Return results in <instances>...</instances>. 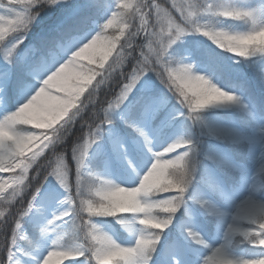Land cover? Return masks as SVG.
Listing matches in <instances>:
<instances>
[{
  "label": "snow or ice",
  "instance_id": "1",
  "mask_svg": "<svg viewBox=\"0 0 264 264\" xmlns=\"http://www.w3.org/2000/svg\"><path fill=\"white\" fill-rule=\"evenodd\" d=\"M62 3L66 0H0V42L10 43L0 48L6 66L0 72V86L11 96L30 75L41 78L38 90L26 102L0 118V173L12 174L10 181L0 178V264H21L22 256L31 255L22 243L32 244L24 235L23 225L45 182L50 184V177L63 190V199L58 201L63 207L37 226L40 237L51 244L39 259L32 257L33 264H264V163L250 180L244 181L247 187L243 198L228 213L211 198L231 200L219 182L210 178L201 181L210 196L195 189L189 193L200 163L199 137L188 132L162 151H153L145 134V129L167 127L171 122L169 112L173 113L171 119L180 116L201 126L203 109L239 103L234 92L222 90L213 82L227 71L222 64L210 59L207 75L196 74L180 48L173 46L185 35L198 33L235 57L246 60L264 55V8L237 6L233 0H171L167 6L156 0H140L122 4L120 7L131 10L125 13L101 5L100 0H75L72 17L36 34L27 61L8 68L13 64L14 50L28 37L39 14L45 7ZM102 7L108 14L89 35L82 25L88 21L90 10ZM220 18L243 21L250 27L229 31L210 23ZM116 23L123 27L107 36L105 30ZM98 49H102L100 70L80 63L84 57L91 60ZM114 49L113 60L104 67ZM116 68H120L121 78L101 99V85ZM238 79L241 87L251 81L264 89V68L253 69L247 80ZM117 110L126 128L143 138L151 156L150 162L142 161L146 171L133 187H121L94 174L86 163L89 148L100 138L102 126L113 125L112 113ZM85 112L86 118L82 116ZM78 117L83 131L77 139L82 137V142L70 150L65 147L58 151L57 146ZM119 148L123 153L124 144ZM203 158L214 160L230 172H241L207 154ZM189 201L194 208L198 206L203 213L222 221L230 215L223 242L211 248L202 260L201 246L208 245L196 225H201L202 231L207 225L199 218L193 224H173V214ZM94 217L118 218V223L135 234L134 243H117L98 227ZM175 219L179 223L180 217ZM164 229L176 234L158 249ZM236 237L251 245L246 256L229 251Z\"/></svg>",
  "mask_w": 264,
  "mask_h": 264
},
{
  "label": "rangeland",
  "instance_id": "2",
  "mask_svg": "<svg viewBox=\"0 0 264 264\" xmlns=\"http://www.w3.org/2000/svg\"><path fill=\"white\" fill-rule=\"evenodd\" d=\"M75 0H66V3L58 4L55 7H51L50 10L44 11L42 14L36 18V21L32 25V29L28 34V37L20 44L17 49L13 52V64L7 65L8 68L18 67L24 64L28 58V50L31 46L29 42H27L28 38H32L31 35L39 34L49 30L52 25L60 21L62 19L71 18L73 15V4ZM121 4H136L140 2V0H118ZM156 2L162 6H167L171 3V0H156ZM235 4H238V0H233ZM138 24V21H136ZM211 23L218 28H223L229 31H244V30H234L229 28L227 24H230L226 21V19H212ZM119 27H123L121 24ZM98 29L88 28L84 31L88 32L89 35L94 34V32ZM127 31V29H125ZM108 36V35H107ZM110 37V36H109ZM9 38L6 37V41ZM123 39V37H121ZM10 43L0 42V48L9 47ZM179 47L181 53L187 58L185 62H189L193 64L194 72L199 75H207V64L208 61L215 60L216 62L222 64L227 71L216 77L213 82L218 83V86L222 88V90L234 92L236 96L239 97V102L246 106V111L248 113H253L255 110V105L249 102L251 94L248 93L246 87L235 88L236 82L239 81V77L245 76V72L243 71L241 62H237L235 58H229L228 61L225 60V54L221 49H219L213 42L208 40L206 37L202 36L198 33L187 34L182 37L177 44L173 47ZM115 49L113 53L109 55L108 59L104 61V67L108 65L110 61L113 60L115 56ZM102 54V49H98L96 55L89 60L87 57H84L80 60V63L86 65L88 68L93 70H100V55ZM199 54V62L197 60V55ZM5 62L3 61L2 56H0V72L5 69ZM118 74L120 75V68H116V70L112 73L111 78L106 79L104 84L101 86L107 85L112 81L113 77ZM107 75V74H106ZM2 79V77H0ZM40 77L36 75H30L27 80L22 82L13 92L11 96L4 93L6 90L4 87L0 86V118H2L5 114L14 111L20 104L26 102L28 98L32 94H34L35 90H38V86L40 83ZM99 79V76L96 77ZM93 84H95V79L93 80ZM87 91V90H86ZM249 94V95H248ZM62 95V93H61ZM83 98V97H81ZM176 108H179V105L175 104V101L171 102ZM122 113L120 110L112 113L113 125H105L102 126V131L100 133V138L93 144L88 151V157L86 163L88 164V168L90 170L91 163L95 160V158L100 157L102 161L100 162V169L96 175L111 180L113 183L121 186V187H133L138 184V179L140 176L144 174L146 171L147 165L143 164V160H148L150 162L151 156L147 149L144 147L143 138L138 137L135 133H133L130 129H127L124 123L121 120ZM173 113L169 112L168 119L171 121L167 127L163 128V130H149L145 129V134L147 135L150 144V147L153 151H162L163 147L168 143L172 142L174 139L182 136L184 134L183 125L187 124L188 132H191L194 138L199 137L201 143L199 147L203 150V155L207 154L216 158L217 160L224 161L226 163L232 164L239 168L243 173V180L241 179V172H236L237 179L236 183L230 186L224 187V184L221 183V186L225 189L228 195L231 197V200L228 202L219 201L216 198L213 200L217 203V206L221 208L222 211L231 213L234 208L235 203H239L240 199L243 198L244 190L247 187V184L244 181L250 180L255 174L256 170L259 166L264 163L262 160L261 152L257 147L251 145L253 137L245 136L246 142L250 144V147L247 149L248 160L246 161L245 166H241L237 163V158L231 157L229 151L226 149L224 145H220L218 142H213L211 138L205 133L203 125L194 126L191 124V121L183 119L180 116H177L176 119H171ZM202 119H205L208 114L200 113ZM80 118V117H78ZM182 118V119H181ZM218 123L220 126L226 125V134H229L230 131L235 127L230 119H224L222 117ZM262 128L260 132L264 131V123L261 124ZM217 127V126H216ZM259 132V133H260ZM200 133H204L200 135ZM75 141L70 147L67 148L70 150L76 143L82 142V137L80 139H74ZM124 144V151L121 152L119 145ZM108 148H113L112 152H108ZM59 151V150H58ZM125 154L127 159H125ZM70 155V151H69ZM131 164V167H130ZM223 167L214 162V160L204 159L201 163L202 177L201 179H213L216 182L220 183V178L218 177L216 167ZM121 167H124L121 169ZM135 169V171H133ZM235 173V172H234ZM0 178L5 180H11V173H0ZM201 180V181H202ZM49 182H45L44 188H42V194L38 197L35 202V207L33 211L29 214L28 217L25 218L23 231L26 236L25 224L31 223L35 228L40 224H44L47 220L52 218L53 213H59L62 210V205L58 204V201L63 199V190L59 188L56 182L50 177ZM194 187L191 188V192L193 189L197 191H203L206 196H208L207 190L205 189L203 183L193 184ZM10 191V190H9ZM3 204V201H0V205ZM187 207L188 212L185 214V208ZM126 218L130 219L131 217L125 214ZM174 220L173 224L179 226V224H193L197 218L205 224L201 217L204 219H208L209 215L203 213L199 210L198 206L193 207L191 201L187 203V205L182 204L175 214H173ZM181 216V217H180ZM175 217H180L179 223H177ZM94 222L98 225V227L108 235H110L117 243L122 245H132L135 241V234L130 233L125 227H123L120 223L116 221V219L112 222L104 221L101 219H93ZM230 220V215L225 217L224 220H220L215 217L214 222H211L210 227H207L206 230H201V225H196L197 231L202 235L207 248L201 246L200 258L201 260L208 254H210L211 248L218 247L223 242L224 231L227 228V221ZM113 222L118 223L119 231L113 226ZM139 227V225H136ZM171 230V229H169ZM176 233L173 232V235ZM49 236L52 233L48 234ZM51 244L50 240H45L40 237L38 232V240L34 241L31 245H25L24 247H29L30 256L26 255V260L23 264H33L32 257H36L39 259L42 255L46 254L47 247ZM168 243L164 244L167 245ZM229 251L235 256H246L251 251V246L240 247L239 249H234L233 246L229 245ZM55 259V258H54ZM61 264H66V262H61ZM69 264H77L76 261H71Z\"/></svg>",
  "mask_w": 264,
  "mask_h": 264
},
{
  "label": "trees",
  "instance_id": "3",
  "mask_svg": "<svg viewBox=\"0 0 264 264\" xmlns=\"http://www.w3.org/2000/svg\"><path fill=\"white\" fill-rule=\"evenodd\" d=\"M238 1H241V0H238ZM257 0H247L246 2H256ZM100 3L101 5H107V6H111L112 7V10L113 11H120V12H129L131 11L130 9H124L122 7H120L121 5L118 4L117 0H100ZM256 8H264V4H258V6ZM107 11L104 10V8L102 7L99 11L97 10H90L89 13H88V16H89V19L88 21L82 25L83 27V30H86L88 28H91V27H98L100 24H102L104 22V19L105 17L107 16ZM129 19H131L129 17ZM227 22L229 23H232L231 25L235 26H239V27H250L249 24L243 22V21H234V20H229L227 19ZM119 23H116L113 25V27L105 30V33L107 35H109L110 37L112 35H115L117 34V31H118V27H119ZM226 53H228L227 51H225ZM230 54V53H229ZM227 54V55H229ZM255 59L254 61V64H249L247 65V62L244 63V66H245V69L248 73V76H250L253 72V69L255 70H259L261 68H264V55H256L254 57H250L249 59ZM247 60V59H246ZM251 65V67H250ZM118 76H114L112 81L109 82L107 85L105 86H101V89L102 91L100 92V98L103 99L104 97V94H105V91L107 90H110L112 88H115V81L118 80ZM263 91L264 89H262L259 84H253V86L250 88L249 90V93L251 95H254V96H257L258 98L260 97L261 94H263ZM203 110H206V111H210V112H217L219 114H223L224 111H220L217 107L216 109H213L212 107H208V108H205ZM230 111H237V112H240L241 110L235 106V105H231L230 108H229ZM88 113L85 112L82 114L83 117H87ZM217 117L216 116H210V117H206L205 119H203V121L206 123V132L209 133L212 131H214L215 134H217V130L219 129V131L223 132L220 128L218 127H215L216 124H217ZM81 119L80 118H77V123H75L71 129V132L68 134V136L65 138V140L63 141L62 144L58 145L57 146V150H61V149H64L65 147L67 146H71L75 141H73L74 139H77V137L80 136V133L83 131V128L81 127V125L79 124V120ZM30 127V126H29ZM217 131V132H216ZM219 133V135H222L223 133ZM33 175H35V173L33 172L32 173ZM238 244H241L242 242H237Z\"/></svg>",
  "mask_w": 264,
  "mask_h": 264
},
{
  "label": "clouds",
  "instance_id": "4",
  "mask_svg": "<svg viewBox=\"0 0 264 264\" xmlns=\"http://www.w3.org/2000/svg\"><path fill=\"white\" fill-rule=\"evenodd\" d=\"M210 23H211V21H210Z\"/></svg>",
  "mask_w": 264,
  "mask_h": 264
}]
</instances>
